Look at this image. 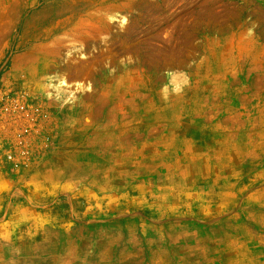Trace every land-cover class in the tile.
Here are the masks:
<instances>
[{
	"label": "rangeland",
	"instance_id": "374dc122",
	"mask_svg": "<svg viewBox=\"0 0 264 264\" xmlns=\"http://www.w3.org/2000/svg\"><path fill=\"white\" fill-rule=\"evenodd\" d=\"M0 264H264V0H0Z\"/></svg>",
	"mask_w": 264,
	"mask_h": 264
}]
</instances>
